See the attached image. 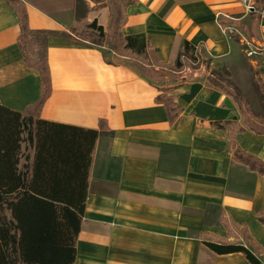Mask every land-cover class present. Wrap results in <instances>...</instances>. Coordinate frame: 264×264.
Masks as SVG:
<instances>
[{"label": "crops", "instance_id": "crops-1", "mask_svg": "<svg viewBox=\"0 0 264 264\" xmlns=\"http://www.w3.org/2000/svg\"><path fill=\"white\" fill-rule=\"evenodd\" d=\"M19 1L30 29L47 36L51 92L37 118L101 132L74 264H250L242 253L215 254L205 240L242 244L264 264V176L234 157L239 149L264 162V132L207 80L225 69L242 82L255 75L264 88V72L245 55L246 42L264 43V0H134L123 36L144 35L167 66L185 41L206 62L164 84L78 43L74 0ZM48 1L65 17L41 4ZM89 18L107 29L106 8ZM221 18L236 35L223 33ZM20 35L16 11L0 0V103L15 111L38 103L42 84ZM163 90L179 108L175 119L158 101Z\"/></svg>", "mask_w": 264, "mask_h": 264}, {"label": "trees", "instance_id": "trees-1", "mask_svg": "<svg viewBox=\"0 0 264 264\" xmlns=\"http://www.w3.org/2000/svg\"><path fill=\"white\" fill-rule=\"evenodd\" d=\"M8 1L21 25L19 46L24 61L40 74L42 84L39 102L23 111L0 103V264H74L101 132L37 118V112L51 92L47 36L30 29L23 3ZM90 1L94 8L107 4V29L96 19L85 23L76 19L74 26L83 24L89 38H98L102 44L112 41L115 53L135 59L134 64L149 79L156 81L163 69L169 74L181 70L186 60L194 59L195 47L185 41L175 66H167L155 57L144 35L123 36L121 30L126 23L127 7L134 0L124 7L119 0ZM168 93L169 90H163L158 101L165 104L169 115L175 119L179 108L174 96ZM214 125L225 126L221 122ZM255 128L264 132L258 126ZM234 157L264 176V162L260 159L239 149L235 150ZM204 244L217 255L242 253L250 264H261L242 244L206 240Z\"/></svg>", "mask_w": 264, "mask_h": 264}, {"label": "rangeland", "instance_id": "rangeland-1", "mask_svg": "<svg viewBox=\"0 0 264 264\" xmlns=\"http://www.w3.org/2000/svg\"><path fill=\"white\" fill-rule=\"evenodd\" d=\"M121 2V5L124 7V5L129 2L130 0H119ZM74 11H70V13L74 14L76 19L79 21H82L85 23V21H90L89 14L94 11H99L104 8L108 10L109 9L107 4H101L100 7L94 8L95 5L90 0H74ZM45 5L48 9L53 10L57 12L60 16L59 17H65L67 11L64 7H61V3H57L55 1H48L41 3ZM72 6V5H71ZM63 20H66V18H62ZM97 20V18H92L91 21ZM99 23V21H98ZM72 33L75 35L77 39H75L78 43L95 46L101 48L105 52L106 58L112 62H129L133 65L136 63L135 59L133 58H127L123 56H120L115 53L114 51V45L113 42L110 41L109 43L102 44V42L99 41L98 38H89L90 34L84 31L83 24L79 23V26L72 27ZM44 37V35H40ZM88 39V41H86ZM112 51H114L112 53ZM41 54V51L39 52ZM113 54V56H108ZM113 59V60H112ZM193 59H188L184 62L183 66L188 67L189 69L193 68H199L200 65L192 63ZM206 64V62H204ZM136 66V65H135ZM138 67V66H136ZM140 69V67H138ZM141 70V69H140ZM210 76L207 77V80L213 84H215L218 88L223 90L224 92L228 93L230 96H232L237 106L239 107L240 111L243 112V114L248 116L249 122H252L255 126L264 127V88L261 86L259 80L253 76L251 78V81H238L232 73L226 71L225 69L210 72ZM240 74V72H239ZM170 75L169 72H166L165 69L160 70L158 73V76L155 78L156 81L159 83H165V76ZM164 77V78H163ZM169 95V94H167ZM35 108H33L31 111L33 112Z\"/></svg>", "mask_w": 264, "mask_h": 264}, {"label": "built area", "instance_id": "built-area-1", "mask_svg": "<svg viewBox=\"0 0 264 264\" xmlns=\"http://www.w3.org/2000/svg\"><path fill=\"white\" fill-rule=\"evenodd\" d=\"M247 8L248 10H253L252 7L250 6H247ZM223 18L225 21L233 20V18L230 16H224ZM224 20L221 18V23H220L223 33L226 36L236 35L237 30L233 26H230ZM245 45L247 47L245 50L246 57L250 59L257 67H259V69H261L264 72V43L252 44V43L246 42ZM200 54H201L200 50L195 49L194 59L192 61L193 65L198 64L202 66L204 64V60L202 59Z\"/></svg>", "mask_w": 264, "mask_h": 264}]
</instances>
